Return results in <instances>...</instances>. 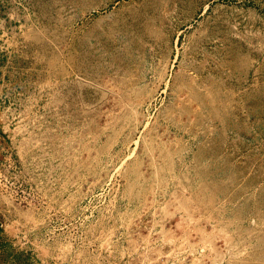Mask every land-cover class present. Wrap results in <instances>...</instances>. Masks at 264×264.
Segmentation results:
<instances>
[{
  "label": "rangeland",
  "instance_id": "374dc122",
  "mask_svg": "<svg viewBox=\"0 0 264 264\" xmlns=\"http://www.w3.org/2000/svg\"><path fill=\"white\" fill-rule=\"evenodd\" d=\"M0 264H264V0H0Z\"/></svg>",
  "mask_w": 264,
  "mask_h": 264
}]
</instances>
